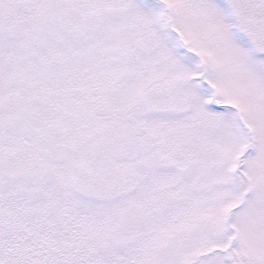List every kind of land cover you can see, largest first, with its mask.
Here are the masks:
<instances>
[{"label":"snow or ice","instance_id":"snow-or-ice-1","mask_svg":"<svg viewBox=\"0 0 264 264\" xmlns=\"http://www.w3.org/2000/svg\"><path fill=\"white\" fill-rule=\"evenodd\" d=\"M0 264H264V0H0Z\"/></svg>","mask_w":264,"mask_h":264}]
</instances>
